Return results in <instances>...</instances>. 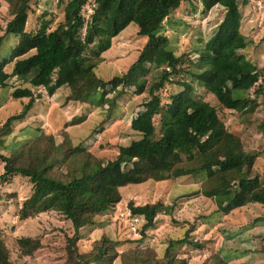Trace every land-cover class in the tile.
<instances>
[{
  "label": "trees",
  "instance_id": "16d2710c",
  "mask_svg": "<svg viewBox=\"0 0 264 264\" xmlns=\"http://www.w3.org/2000/svg\"><path fill=\"white\" fill-rule=\"evenodd\" d=\"M5 1L11 18L0 35V86L14 76L32 87H43L49 95L66 86V100L108 103L111 108L124 88L132 84H141L137 93L145 87L148 90L143 110L130 121V128L140 137L119 146L111 160L96 158L65 138L55 142L53 135L43 131L21 143L10 156L0 153L4 163L0 181L9 182L19 175L32 185L21 203L20 219L54 210L71 221L74 232L67 239V259L63 264L113 263L117 255L114 241L103 238L85 253L78 252L76 242L79 230L95 224L97 216L114 207L121 199L119 188L129 184L201 176L197 193L213 198L223 213L248 203L264 204V181L258 175H249L255 154L243 149L239 136L226 129L215 107L197 96L193 86V81L204 86L227 109L242 111L255 106L261 88L256 87L253 97L248 91L258 82L260 72L240 52L248 45L240 31V0H199L205 10L220 5L224 13L200 49L202 58L195 70L186 68V63L193 62L184 53L175 54L169 47V38L160 32L164 18L188 0H91L87 18L82 9L88 0H67L63 20L50 30L45 19L38 28L26 30L30 0ZM131 22L137 25V34L146 38L136 60L122 74L108 80L98 77L95 67L102 61V53ZM10 35L16 41L7 54H2L3 39ZM8 64H12L10 72L5 70ZM147 64L160 69L157 79L148 86ZM179 75H189L192 80L174 78ZM172 81L183 89L162 103L159 91ZM109 92L114 95L105 98ZM11 96L26 97L28 102L20 113L7 119L6 128L12 120L21 119L34 103V92L29 87H15ZM258 126L264 136V118ZM57 164L63 172L52 171ZM160 208L159 203H128L130 214L143 218V229L154 224ZM16 242L21 255H31L40 247L39 240L31 237H21ZM184 244L203 246L186 235L169 239L161 258L149 249L131 250L123 253V264H184L174 251ZM0 264H13L1 236ZM204 264L227 262L214 254L211 262Z\"/></svg>",
  "mask_w": 264,
  "mask_h": 264
},
{
  "label": "rangeland",
  "instance_id": "374dc122",
  "mask_svg": "<svg viewBox=\"0 0 264 264\" xmlns=\"http://www.w3.org/2000/svg\"><path fill=\"white\" fill-rule=\"evenodd\" d=\"M66 2L30 0L26 30L38 28L44 19L48 21L49 30L56 27L63 20ZM238 7L241 12L240 31L248 42L240 52L260 72L258 82L248 91L253 97L256 87L261 88L255 106L242 111L224 108L204 86L193 81L194 93L213 105L226 129L239 136L243 149L255 154L249 175H258L264 181V136L258 126L264 118V0H240ZM90 11L91 0H88L82 9L85 18ZM223 13L220 5L205 10L199 0H188L164 18L160 32L169 38V47L175 54L184 53L193 62V65L186 63V68L198 69L197 62L202 58L200 49L221 21ZM10 18L8 3L0 0V35ZM15 41L16 37L12 35L3 39L2 54H7ZM145 41V37L137 34V25L129 23L102 53V61L95 67L97 76L108 80L124 73L136 60ZM147 66L150 72L145 75L146 86L157 79L160 70ZM11 68L12 64L5 66L8 72ZM174 78L192 80L189 75ZM140 86L139 83L124 88L111 108L108 103L97 105L93 101L66 100L69 93L66 86L49 95L43 87H32L28 82L11 77L5 86H0V153L10 156L21 143L43 131L53 135L55 142L65 138L73 146L81 145L96 158L111 160L116 157L119 146L140 137L130 128L132 117L143 110V103L148 98L147 87L141 93L136 92ZM15 87L31 88L34 103L21 119L12 120L6 128L7 119L20 113L28 102L26 97L11 96ZM182 89V85L173 81L168 83L159 91L161 102L167 103ZM113 95L109 92L105 98H112ZM155 122H158V117ZM3 165L0 160V174L4 170ZM63 170L57 164L52 171L59 173ZM202 178L185 175L158 181L148 179L119 188L120 201L97 216L95 224L79 230L80 238L76 242L78 252H89L95 242L108 238L116 243L117 255L112 264H123V253L131 250L149 249L161 258L169 239L187 235L203 246H176V256L184 264L209 263L214 254L223 257L227 264H264V204L248 203L223 213L217 209L213 198L197 193ZM31 186L26 177L19 175L9 182L0 181V236L9 250V259L13 264H63L67 259V239L74 232L71 221L54 210L20 219L19 209L30 194ZM129 202L135 205L159 203L161 208L154 224L143 229V218L130 214ZM21 237L38 239L40 247L31 255H21L16 242Z\"/></svg>",
  "mask_w": 264,
  "mask_h": 264
},
{
  "label": "built area",
  "instance_id": "2783aa9c",
  "mask_svg": "<svg viewBox=\"0 0 264 264\" xmlns=\"http://www.w3.org/2000/svg\"><path fill=\"white\" fill-rule=\"evenodd\" d=\"M164 89V88H163Z\"/></svg>",
  "mask_w": 264,
  "mask_h": 264
}]
</instances>
